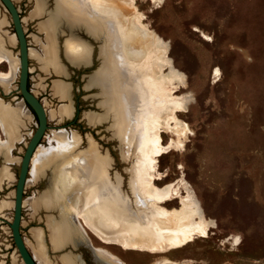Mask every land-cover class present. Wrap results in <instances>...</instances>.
<instances>
[{
  "label": "rangeland",
  "instance_id": "obj_1",
  "mask_svg": "<svg viewBox=\"0 0 264 264\" xmlns=\"http://www.w3.org/2000/svg\"><path fill=\"white\" fill-rule=\"evenodd\" d=\"M82 1H15L29 49L41 52L38 41L46 43V33L40 26L46 22H50L54 29L58 49L61 73L57 74L54 67L44 69L37 57L30 59L31 90L37 92V97L43 103H48V114L49 110L58 109L67 98L70 103L65 104L73 110L69 119L49 118L50 128L41 145H53L54 131L63 129L68 135L76 133L80 140V147L70 154V160L55 158L42 173L39 171L46 164L38 162L37 175L40 177L34 180L28 175L27 182L29 179L32 181L27 183L25 189L21 231L31 254L35 244L33 230L40 228L48 258L53 264H63L61 258L66 255L73 256L76 264H98L88 244L93 249H107L125 264H264V0H163V3L152 0H133L130 3L127 0L129 3L126 4L121 0H118L119 3L112 0L115 2L111 4L121 8L123 14L128 15L127 18L138 14L143 17L141 22L147 30L153 31L164 42L162 46L157 42L148 48L143 45L147 50L146 58L151 51L156 58L158 64L155 66L158 68L155 69H160L164 61L162 54L168 48L166 57L171 58L177 69L186 75L185 89L176 88L179 85L176 83L182 77L171 78L168 71L160 69L161 80L167 81L165 89L172 93V97L166 101L171 104L177 100L190 103L189 112L180 118L190 125L192 135L184 151H173L158 158L155 175L167 177L160 186L184 176L207 217L215 221L216 228L210 231L208 238L166 255L152 256L126 251L118 246L108 247L92 235L91 244L78 233H74L77 244L68 242L60 250L52 247L50 239L54 224L61 223L70 231H75L62 211L63 202H57L51 208L41 206L35 212L27 200L31 197L42 200L52 195L62 165L69 160L77 166V155L87 151L90 141L96 144L100 159L107 162L100 167L101 183L102 180L117 185L122 183V193L131 202L135 201L130 187L132 177L127 173L132 163H125L127 146L115 127L122 122L108 106V87L102 69L106 63L107 51L103 49L106 40L97 30H92L90 13ZM37 3L41 4L43 13L29 20ZM0 18L4 20L0 34L4 36L6 48L19 58L17 40L9 39L15 35L11 17L1 2ZM25 18L28 20L24 21ZM71 39L80 41L87 49L86 56L80 62L74 60L68 50ZM144 66L146 71L141 75V80L145 98L143 95L142 98L145 104H149L154 96L148 87V76L158 79L160 75L156 77L152 65L149 67L144 63ZM0 70L6 72L8 66L3 65ZM217 71L219 75H216ZM19 72L20 69L15 74L9 94L0 85V98L13 106L24 102L18 92ZM54 80L65 83L68 88L65 99L57 96L61 101L51 94L50 87ZM40 83L46 89H39L37 85ZM24 110L34 116L25 102ZM162 119L159 118L158 123L167 144L172 134L166 131ZM131 122L132 119H128L127 123L125 121V127L120 126V130L125 132ZM24 124L21 131L23 140L15 144L12 153L15 160L22 159L26 145L37 128V119L35 116L27 117ZM2 139H5L4 136ZM6 159L0 154V173ZM135 160L134 155L133 162ZM32 166L33 163L31 169ZM9 167L13 171H10L13 179L4 181L0 186V203L15 199L20 162L13 161ZM76 194L78 189L73 195ZM65 199L69 201V197ZM173 207H178L177 201L167 208ZM13 214L11 207L3 208L0 212V264H23L9 227Z\"/></svg>",
  "mask_w": 264,
  "mask_h": 264
},
{
  "label": "bare ground",
  "instance_id": "obj_2",
  "mask_svg": "<svg viewBox=\"0 0 264 264\" xmlns=\"http://www.w3.org/2000/svg\"><path fill=\"white\" fill-rule=\"evenodd\" d=\"M111 1L83 0L82 2L90 13L92 30H97L106 40L103 47L107 51L106 63L102 69L108 87V106L121 120L120 126L125 127L123 123L132 119L125 132L120 130L119 125L115 127L120 131L118 134L127 146L125 163H132V168L128 169L127 173L129 172L132 177L130 187L135 201L131 202L130 198L122 193V183L117 185L106 180H102L101 183L100 167L105 166L107 162L100 159L101 156L93 141H90V147L86 152L77 155L75 162L78 167L73 161H69L70 154L79 149L80 140L76 133L68 135L64 129L54 131L53 145L50 147L41 144L38 146L31 162L34 166L32 169L30 167L29 171L32 179L36 180L40 177L37 175L38 162L46 164L39 171L42 173L55 158L69 159L62 165L61 173L56 176L52 195L42 200L31 197L27 201L35 212L41 206L51 208L57 202H63L62 211L75 231H70V228L61 223L54 224L50 240L55 250H60L68 242L77 244L74 233H78L91 244H93L92 235L98 242L108 247L118 246L126 251L148 253L152 256L166 255L208 238L210 231L216 228L215 221L207 217L201 202L184 176L160 186L167 177L155 175L158 158L173 151H184L192 135L190 125L180 118L182 114L189 112L190 103L177 100L171 104L166 101L168 97H172V93L165 89L167 81L165 83V80H161L162 70L160 69L168 71L171 78L182 77L180 83H176L179 84L176 88L184 87L185 89L186 75L177 69L171 58L166 57L168 48L164 53L161 50L164 61L160 64V69L156 70L155 68H158L155 66L158 64L156 58L152 51L146 58L147 50L143 48V45L148 48L154 42L160 43L161 46L164 42L153 31L147 30L146 25L144 26L141 22L143 17L138 13L136 17L127 18L128 15L123 14L121 8L118 9L117 5L115 7L111 4L115 1ZM121 1L125 4L129 3L127 0ZM152 1L164 2L163 0ZM130 3H133V0H130ZM133 9L137 11L135 6ZM40 12L43 13V10L41 4L37 3L29 15V20L40 16ZM27 20L28 18L24 19V21ZM3 22L4 20L0 18V27ZM40 29L46 33V43L38 41L41 44V52L30 49V57H37L44 65V69L54 67L57 74L61 73L54 29L50 22L42 24ZM9 39L17 40L16 35ZM5 44L4 36L0 34V68L3 65L8 66L6 72L0 70V85L9 94L13 88L15 74L20 68L19 58L13 56ZM67 47L77 62L82 61L86 56L85 45L76 39L69 40ZM144 63L149 64V67L152 65L157 74L156 77L160 75L158 79H152L148 74L150 78L148 87L154 96L153 102L149 104L143 101L145 96L141 75L146 68ZM216 75H219L218 71ZM52 90L54 95L61 99L68 96L66 84L59 80L54 81ZM163 114L165 116L161 117ZM72 115V108L65 103L58 109L49 110L51 120H63ZM27 117L34 116L24 110L23 101L13 106L0 98V154L7 158L6 165L1 169L0 186L4 181L13 179L11 173L13 171L9 167L11 162H20L19 159L13 158L12 153L15 144L23 140L21 131ZM159 118H163L162 125L168 133L172 134L167 144L164 143L161 127H159ZM89 121L92 122V120ZM2 136L5 139H2ZM134 155L136 160L133 162ZM30 181L32 180L29 179L27 183L30 184ZM77 189L78 194L73 195ZM67 197L69 201H65ZM176 201L178 207L167 208ZM14 204V200L0 203V212L6 207L14 209ZM33 235L35 244L32 255L35 261L38 264H53L47 255L43 231L35 228ZM93 250L104 264H125L122 259L105 248L94 247ZM61 262L76 264L75 258L70 255L63 256Z\"/></svg>",
  "mask_w": 264,
  "mask_h": 264
},
{
  "label": "water",
  "instance_id": "obj_3",
  "mask_svg": "<svg viewBox=\"0 0 264 264\" xmlns=\"http://www.w3.org/2000/svg\"><path fill=\"white\" fill-rule=\"evenodd\" d=\"M0 2L5 7L6 11L10 14L19 46L20 72L18 92L21 94L22 99L29 106L37 119V128L31 135L30 140L26 145L23 157L20 160V172L15 188L14 214L12 222L9 223V227L11 229L15 247L22 259V262L24 264H38L27 247L21 229L24 208V195L31 162L38 146L41 144L46 135V132L50 128L49 117L45 105L29 88L30 50L19 9L17 8L13 0H0ZM81 244L86 243L82 242ZM88 248L91 250L95 261L98 262V264H104V262L96 255L91 245L88 244Z\"/></svg>",
  "mask_w": 264,
  "mask_h": 264
},
{
  "label": "crops",
  "instance_id": "obj_4",
  "mask_svg": "<svg viewBox=\"0 0 264 264\" xmlns=\"http://www.w3.org/2000/svg\"><path fill=\"white\" fill-rule=\"evenodd\" d=\"M30 50V49H29ZM30 59H31V57H30ZM31 65V64H30ZM40 69V68H39ZM41 70V69H40ZM31 71H32V69H31V66H30V74H31ZM42 72V71H41ZM46 75V74H45ZM52 74H50V75H48V76H51ZM29 81H30V78H29ZM54 81H56V80H54ZM54 81L52 82V86L50 87V91H51V94H52V96L54 97V98H56V99H58L59 101H61L59 98H57V97H55L54 95H53V91H52V88H53V83H54ZM41 84V83H40ZM39 84V85H40ZM39 85H37V87L40 89H42V90H44V89H46V86H44V85H42L41 84V86H39ZM29 88H30V84H29ZM30 90H31V88H30ZM36 96H37V92L36 91H34V90H31ZM65 103H70L69 102V99L67 98L65 101H64ZM43 103V102H42ZM44 105H45V108L47 109V111H48V103H47V105H46V103L44 102L43 103ZM48 113V112H47ZM48 116H49V114H48ZM72 117V116H71ZM71 117H65V118H67V119H69V118H71Z\"/></svg>",
  "mask_w": 264,
  "mask_h": 264
}]
</instances>
